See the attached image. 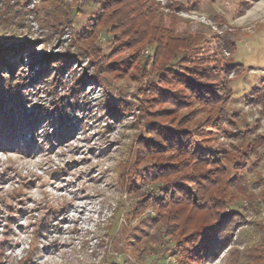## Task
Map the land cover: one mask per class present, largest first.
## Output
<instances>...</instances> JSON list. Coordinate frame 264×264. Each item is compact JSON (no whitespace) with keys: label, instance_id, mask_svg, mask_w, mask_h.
Returning <instances> with one entry per match:
<instances>
[{"label":"rangeland","instance_id":"obj_1","mask_svg":"<svg viewBox=\"0 0 264 264\" xmlns=\"http://www.w3.org/2000/svg\"><path fill=\"white\" fill-rule=\"evenodd\" d=\"M119 2L0 0V264H264V0Z\"/></svg>","mask_w":264,"mask_h":264},{"label":"trees","instance_id":"obj_2","mask_svg":"<svg viewBox=\"0 0 264 264\" xmlns=\"http://www.w3.org/2000/svg\"><path fill=\"white\" fill-rule=\"evenodd\" d=\"M120 1L118 4L120 3H125V5L127 6L128 3H130L129 1H133V4H136L137 6L139 4H141V0H117ZM139 10H141V7H138ZM126 17V15H125ZM124 15H122V19H125ZM129 18H127L128 21ZM184 81V80H183ZM182 80L179 81V83L183 82ZM189 89L191 90V93L193 94V97H197V101L204 103V102H208V101H213V99L215 97H219L220 93L223 92L221 89L214 87V85L212 84H208L206 82H196V83H192L189 84ZM226 90V89H225ZM224 90V91H225ZM191 94V95H192ZM120 109H117V111H119ZM217 124H215V122L213 120H209L208 122V127L207 129H205L206 132H210L211 129L214 130V127ZM217 127V126H216ZM153 135V134H151ZM189 135V136H188ZM206 137V136H203ZM176 141L178 147H180L183 143L184 144H189L191 145L193 140H195V136H193L192 134H187V135H183L177 139H173ZM201 141H205V138L202 139ZM146 146H144V148L148 151V152H156V151H160L161 149H164L165 145L167 143H165L166 141H162L159 140V142H161L162 144H159V142L150 139V140H146ZM197 143V142H194ZM205 180V179H204ZM196 183L199 185V192H202L203 195L201 194V198L199 196V199H201L200 201L203 200L204 198V194L205 191L208 189L209 187L205 186V188L203 190H201L202 187H200V185H202L201 183H203L202 180L200 181H196ZM198 201V205L199 207H203L205 204H201V202ZM197 206V208H199ZM188 232H185L184 234L187 235L186 239H185V243L184 246L185 248H188L189 250V256L190 257H202V259H208V258H213L215 257L216 253L215 251H217V243H218V236L217 234H219V230L217 229V226H213V225H201L195 232H192L191 234H187ZM196 238L198 240H196ZM195 239V240H192ZM220 241V240H219ZM202 261V260H201Z\"/></svg>","mask_w":264,"mask_h":264}]
</instances>
